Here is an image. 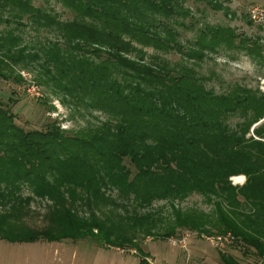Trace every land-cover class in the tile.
<instances>
[{"label":"trees","instance_id":"1","mask_svg":"<svg viewBox=\"0 0 264 264\" xmlns=\"http://www.w3.org/2000/svg\"><path fill=\"white\" fill-rule=\"evenodd\" d=\"M36 1L0 0V79L25 85L24 71H34L29 87L43 85L67 105L102 117L78 130L54 122L27 132L0 102V239L157 236L152 215L139 210L155 200L181 202L197 194L214 213L174 208L162 238L178 230L231 234L264 261V242L253 233L264 209L257 191L264 185V92L235 84L218 94L199 74L220 51H246L263 62V47L230 27L211 25L183 41L180 28L193 19L188 0ZM27 29L36 43L24 38ZM173 54L181 59L172 62ZM253 127L255 137H249ZM241 175L247 183L238 190L230 179ZM35 200L50 203L57 229L15 230L12 220ZM118 212L120 227L109 218ZM103 239L120 247L134 241ZM222 263L239 264L226 255Z\"/></svg>","mask_w":264,"mask_h":264},{"label":"rangeland","instance_id":"2","mask_svg":"<svg viewBox=\"0 0 264 264\" xmlns=\"http://www.w3.org/2000/svg\"><path fill=\"white\" fill-rule=\"evenodd\" d=\"M217 2L218 5L214 8L188 0L185 6L191 9L193 19L184 22L186 28H180L182 40H191L205 25L230 27L236 31L237 35L245 37L250 42H258L264 52V26L262 21L256 22L252 18L253 10H264V0H217ZM35 5L45 4L38 0ZM51 6L64 20L70 19V14L61 6L54 3ZM24 38L26 41L32 39L31 41L36 43L38 37L35 36V32L27 29ZM168 58L172 62H177L181 56L173 54ZM24 72L25 85L0 79V102L3 108L14 117L18 127L27 132L44 131L47 125L57 122L62 129L71 131L85 127L87 122H94L93 117H102L97 112L87 114L84 109L67 105L63 101L64 96L43 85L37 84L39 90L29 87L33 80L36 82L37 73L27 70ZM199 74L207 78V88L213 89L218 94L225 93L235 84L253 89L259 88L264 92V61L249 56L246 51H220L219 54L205 60L199 69ZM236 122L237 119L231 121L232 124ZM262 122L256 126L262 125ZM249 137H255L254 127ZM230 182L239 190L247 183V178L243 175L235 176L230 179ZM263 186L257 189L258 193H262L261 195H264ZM27 195L29 193L25 192V196ZM49 206L50 203L47 201L35 200L28 211L17 215L12 220L15 230L21 233L28 231L41 233L49 228L57 229L58 220L50 215ZM174 208L182 209L184 212L195 210L205 215H211L215 211L213 205L197 194H192L181 202H171L167 199L155 200L149 207L139 210L138 214L152 215L151 219L156 228L153 233L159 234L157 236H147L142 232L136 235H83L81 237L68 235V238L58 242L38 240L29 243H10L0 239V264H223V255L233 257L239 264H264V261L252 252L245 251V248L235 240L223 248H217L206 240V237L231 234L211 235L199 231L178 230L176 235L162 238L165 230H168L174 222ZM243 208L244 211L251 209ZM120 213L122 212L109 216L119 227L120 224H124L119 217ZM254 227V235H258V238L264 242V209L256 219ZM25 236L29 237V235ZM125 236L134 238L131 246L120 247L103 239L106 237L118 239Z\"/></svg>","mask_w":264,"mask_h":264},{"label":"built area","instance_id":"3","mask_svg":"<svg viewBox=\"0 0 264 264\" xmlns=\"http://www.w3.org/2000/svg\"><path fill=\"white\" fill-rule=\"evenodd\" d=\"M252 18L253 20L262 21V24L264 26V10L255 9L252 11ZM188 236H186L187 238ZM185 238V241H186ZM206 240H208L212 245L215 247L223 248L225 245L232 243L234 241V237L232 235L227 236H221V237H206Z\"/></svg>","mask_w":264,"mask_h":264}]
</instances>
